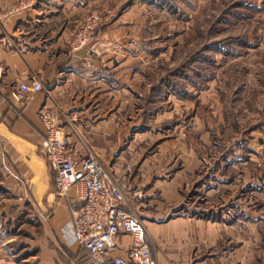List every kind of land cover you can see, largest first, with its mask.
<instances>
[{
    "label": "crops",
    "instance_id": "obj_1",
    "mask_svg": "<svg viewBox=\"0 0 264 264\" xmlns=\"http://www.w3.org/2000/svg\"><path fill=\"white\" fill-rule=\"evenodd\" d=\"M113 1L117 7L119 0H0V188L16 201L15 207L23 203V192H27L43 213L38 219L40 233L19 237L18 249L10 244L15 235L0 234V264H84L86 259L77 244L67 241L72 206L56 193L40 149L44 130L37 113L43 107L57 113L58 124L81 152L92 150L112 177L123 183L126 208L142 205L140 197H147L144 208L158 204L152 198L156 190L159 204L166 203L168 190L183 179L185 168L165 175L167 154L162 146L171 142L161 140L163 134L150 137V130L139 129L140 120L132 117L135 86L150 73L136 70L144 66L140 64L145 63V56L136 39V22L123 18L128 12L110 18L80 50L70 49L72 35L85 16ZM30 80L40 81L43 89L24 102L13 100L10 92L17 83ZM146 89L148 85H143L139 91ZM248 149L250 159H263V145L255 143ZM193 159L191 175L199 177L200 162L196 155ZM226 161L227 167L224 160L221 166L203 160L207 166L197 189H205L208 198L218 190L223 194L208 217L196 211L190 219L175 217L183 207L174 208V215L166 217L143 212L145 234L151 239V234H183L186 224L197 228L196 234H216V224L231 222L235 216L231 213L230 162ZM73 195L71 189L70 199ZM238 205L234 220L242 223ZM130 242V236H120L111 255L124 256Z\"/></svg>",
    "mask_w": 264,
    "mask_h": 264
},
{
    "label": "rangeland",
    "instance_id": "obj_2",
    "mask_svg": "<svg viewBox=\"0 0 264 264\" xmlns=\"http://www.w3.org/2000/svg\"><path fill=\"white\" fill-rule=\"evenodd\" d=\"M107 5L114 17L128 12L123 18L136 22L145 56L136 70L150 73L135 86L132 117L140 120L139 129L150 130V137L163 134L161 140L171 142L162 146L165 175L186 169L184 180L167 189L166 203L159 204L156 190L152 198L158 204L144 208L147 197H140L142 205L127 208L140 220L143 212L166 217L178 207L183 208L175 217L190 219L195 211L208 217L223 194L218 190L208 198L205 189H197L207 166L203 160L214 166L224 160L226 167L229 160L231 213L236 218L238 204L242 210V223L234 218L225 226L216 224V234H196L192 224L183 225V234H151V239L143 232L156 264H264V149L262 160L248 157V146H264V0H119L117 7L114 1ZM143 85L148 89L139 91ZM194 155L199 177L191 175ZM23 196L15 207L0 188V234L15 235L14 249L19 237L40 233L43 213L27 192Z\"/></svg>",
    "mask_w": 264,
    "mask_h": 264
},
{
    "label": "built area",
    "instance_id": "obj_3",
    "mask_svg": "<svg viewBox=\"0 0 264 264\" xmlns=\"http://www.w3.org/2000/svg\"><path fill=\"white\" fill-rule=\"evenodd\" d=\"M113 15V9L104 5L89 12L72 35L71 51L83 48ZM42 89L38 80L18 82L10 96L24 102ZM37 118L44 130L40 149L54 176L56 193L72 206L67 241L86 253L84 264H156L141 220L125 207L123 183L112 177L92 150L81 152L73 144L58 124L56 112L43 107ZM71 189L74 195L70 199ZM122 235L130 236L131 242L124 256H113L110 251Z\"/></svg>",
    "mask_w": 264,
    "mask_h": 264
}]
</instances>
